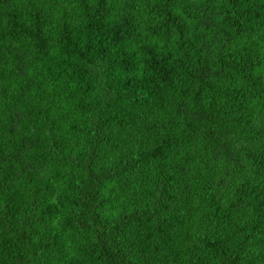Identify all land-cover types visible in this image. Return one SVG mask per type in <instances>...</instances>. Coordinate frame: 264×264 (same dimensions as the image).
I'll return each instance as SVG.
<instances>
[{
    "label": "trees",
    "instance_id": "trees-1",
    "mask_svg": "<svg viewBox=\"0 0 264 264\" xmlns=\"http://www.w3.org/2000/svg\"><path fill=\"white\" fill-rule=\"evenodd\" d=\"M0 264H264V0H0Z\"/></svg>",
    "mask_w": 264,
    "mask_h": 264
}]
</instances>
